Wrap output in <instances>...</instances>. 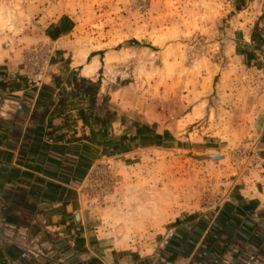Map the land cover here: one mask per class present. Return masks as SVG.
<instances>
[{
  "label": "rangeland",
  "instance_id": "1",
  "mask_svg": "<svg viewBox=\"0 0 264 264\" xmlns=\"http://www.w3.org/2000/svg\"><path fill=\"white\" fill-rule=\"evenodd\" d=\"M255 29L264 33V0H0V51L17 55L27 88H40L54 61L84 51L98 71L79 88H92L96 115L139 138L128 159L114 146L117 156L92 162L80 188L87 212L119 190L126 162L144 176L160 171L163 185L174 170L201 208L264 166L253 156L264 158L253 140L264 129L251 127L247 112L254 81L262 83L257 98L264 94V36L253 43ZM36 63L44 66L40 85L26 79ZM104 167L115 186L91 205L98 197L89 185L111 182L95 174Z\"/></svg>",
  "mask_w": 264,
  "mask_h": 264
},
{
  "label": "crops",
  "instance_id": "2",
  "mask_svg": "<svg viewBox=\"0 0 264 264\" xmlns=\"http://www.w3.org/2000/svg\"><path fill=\"white\" fill-rule=\"evenodd\" d=\"M263 36L255 29L250 40ZM18 65L0 51V264H264V166L201 208L174 170L163 185L160 171L126 162L119 190L87 212L80 188L92 162L115 151L128 159L139 138L96 115V98L79 88L98 71L84 51L54 61L40 88L26 87ZM254 83L248 118L264 129ZM253 140L264 148V134Z\"/></svg>",
  "mask_w": 264,
  "mask_h": 264
},
{
  "label": "built area",
  "instance_id": "3",
  "mask_svg": "<svg viewBox=\"0 0 264 264\" xmlns=\"http://www.w3.org/2000/svg\"><path fill=\"white\" fill-rule=\"evenodd\" d=\"M31 72L33 74L32 75H27V77H26V79L29 82V84L31 83V84H35V85H40L41 81H42V78H43V73H44L43 63L40 66L39 65L37 66V63L34 64V68L31 69ZM253 156H254V159L257 162L262 160L261 157L258 154H256V153H254ZM95 174L97 176H100L101 174L110 175L111 182L108 183L105 186V188H102V186L97 187V184H94V185L90 184L89 185L90 188L93 190V192H96L97 197H98L97 201H90V199H89L91 205H94V204L100 202L101 197L104 196L105 190L107 189V187H111L112 190H113V187L115 186L114 185L115 178L112 177V172H111V170L108 167H104L102 169H97ZM91 181L92 180H90V183H91ZM95 183H97V181Z\"/></svg>",
  "mask_w": 264,
  "mask_h": 264
},
{
  "label": "trees",
  "instance_id": "4",
  "mask_svg": "<svg viewBox=\"0 0 264 264\" xmlns=\"http://www.w3.org/2000/svg\"><path fill=\"white\" fill-rule=\"evenodd\" d=\"M83 81H84V80H81V82H83ZM87 89H92V88H89V87H88Z\"/></svg>",
  "mask_w": 264,
  "mask_h": 264
},
{
  "label": "water",
  "instance_id": "5",
  "mask_svg": "<svg viewBox=\"0 0 264 264\" xmlns=\"http://www.w3.org/2000/svg\"><path fill=\"white\" fill-rule=\"evenodd\" d=\"M212 158H214V157L212 156Z\"/></svg>",
  "mask_w": 264,
  "mask_h": 264
}]
</instances>
